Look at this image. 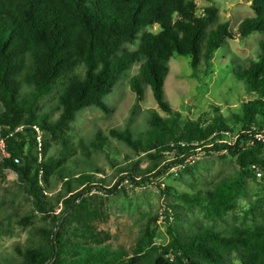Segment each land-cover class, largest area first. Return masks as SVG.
I'll use <instances>...</instances> for the list:
<instances>
[{"label":"trees","instance_id":"1","mask_svg":"<svg viewBox=\"0 0 264 264\" xmlns=\"http://www.w3.org/2000/svg\"><path fill=\"white\" fill-rule=\"evenodd\" d=\"M252 1L255 15L244 18L234 32L229 22L216 23V5L198 13L194 0H0V100L6 108L0 111V132L11 153V158L0 159V166L18 174L35 211L55 213L54 204L45 194L48 182L43 174L57 166L58 158L49 152L50 143L45 137H58L69 145L66 131L80 111L96 106L109 113L106 96L141 61L138 73L130 79L131 88L141 98L143 86H150L168 116L153 111L150 131L142 137H136L129 125L112 130L113 135L139 154L154 151L151 156L156 158L172 155L170 165L184 164L199 153L227 152L236 158L242 179L256 178L257 169L264 174V142L256 138L264 133V37L258 60L235 70V77L244 82L252 97L241 104L231 120L216 116L204 125L183 118L165 95L168 62L175 54L189 57L195 70L206 64L208 73L216 52L236 33L242 37L264 34V0ZM153 26L158 27V32H144L138 50H123L124 45L139 39L143 29ZM80 64L85 68L83 75L76 71ZM53 93L58 94V106L43 110L42 100ZM231 123L239 133L234 135V142L221 143L224 135L236 133ZM22 126L23 130L16 131ZM35 127L42 133L41 141ZM210 143L214 145L207 147ZM106 144L101 134L91 142L95 150H105ZM169 168L151 175L148 171L136 173L137 167L128 165L119 169L122 176L113 187L104 184L97 170L81 171L75 176L68 169L58 168L66 191L74 192L73 179L85 190L63 200L58 195L57 200L64 203L65 214L77 206L79 196L93 189L114 195L123 181L142 187L166 174ZM159 187L162 193L168 192ZM179 197L188 207L200 206L212 217L217 213L211 191ZM53 218L55 222L61 220L55 214ZM57 225L42 231L48 241L45 250L17 249L29 264H132L125 251L97 228L75 229L87 237L81 239L70 238ZM55 229L59 232L55 233ZM169 234V243L160 246L153 264H225L227 254L233 251L241 254L242 264H264V225L256 233L234 231L229 236L214 227L190 234L174 228ZM156 237L150 238L147 245H152ZM0 264L18 263L6 257Z\"/></svg>","mask_w":264,"mask_h":264},{"label":"rangeland","instance_id":"2","mask_svg":"<svg viewBox=\"0 0 264 264\" xmlns=\"http://www.w3.org/2000/svg\"><path fill=\"white\" fill-rule=\"evenodd\" d=\"M194 1L198 13L207 6L216 5L219 9L216 23L229 22L234 32H237L244 18L255 15L252 0ZM158 30L157 26L143 29L139 39L133 44L124 45L123 50H138L144 32ZM263 37L262 32L249 37L236 33L216 52L208 73L205 72L206 64L195 70L189 57L178 54L172 56L165 80L167 102L183 118L197 120L204 125L216 116L231 120L241 104L252 97L244 82L235 77V70L258 60ZM142 63H137L106 96L105 102L111 107L109 113L96 106L80 111L76 121L66 131L69 145L58 137H45L50 143L49 152L58 158L57 166L43 174L48 182L45 194L54 204L55 213L35 211L32 198L24 191L18 174L0 166V260L9 257L18 264H29L27 257L17 249L24 252L27 249L45 250L48 241L42 231L51 229L56 223L70 238H87L76 232L77 228H97L125 251L132 264H153L160 254V246L169 243V231L174 228L182 234H190L200 228L214 227L228 236L234 231L247 234L261 230L264 225V174L262 177L242 179L236 158L227 152H214L211 155L199 153L184 164L170 165L172 155L156 158L151 156L155 154L154 151L139 154L112 134V130H123L129 125L136 137H142L150 131L149 119L153 111L168 116L159 107L150 86H143L144 95L141 98L131 88L130 79L138 73ZM84 69V65L80 64L76 71L83 75ZM41 104L43 110H51L52 107L55 110L58 94L47 96ZM5 109L0 100V111ZM60 112L57 111L54 118ZM230 126L236 133L230 131L231 135H224L221 143L235 141L234 135L239 133V128L233 123ZM97 134L105 138V150L92 147L91 142ZM213 145L210 143L207 147ZM128 165L137 167L136 173L148 171L151 175L163 167L170 168L166 174L153 178V181L142 187L123 181L114 195L93 189L92 193L79 196L73 210L62 214L65 205L57 200L58 195L63 200L83 192L85 187L73 179L74 192L66 191L63 181L59 179L58 168L68 169L75 176L81 171L97 170V176L104 179V184L113 187L122 176L119 169ZM159 185L168 192L162 193ZM199 191L213 193L217 204L214 217L200 206L188 207L184 199L179 197ZM54 214L61 220L55 222ZM58 232L59 229H55V233ZM153 236H157L154 243L147 245ZM227 257L225 264H242L239 252L228 253ZM47 264L55 263L49 261Z\"/></svg>","mask_w":264,"mask_h":264},{"label":"built area","instance_id":"3","mask_svg":"<svg viewBox=\"0 0 264 264\" xmlns=\"http://www.w3.org/2000/svg\"><path fill=\"white\" fill-rule=\"evenodd\" d=\"M37 132L39 133L38 136V140L41 141L42 138V133L40 132L38 127H35ZM19 130H23V126L22 127H18V129L16 131ZM12 134H8V136H11ZM7 136V137H8ZM256 138L258 141H263L264 142V133L263 134H257ZM7 158H11V153L8 150V146H7V140L6 137L0 132V159H7ZM16 162H19L18 159H15ZM257 176L262 177L263 176V172L260 169H257Z\"/></svg>","mask_w":264,"mask_h":264},{"label":"water","instance_id":"4","mask_svg":"<svg viewBox=\"0 0 264 264\" xmlns=\"http://www.w3.org/2000/svg\"><path fill=\"white\" fill-rule=\"evenodd\" d=\"M190 102V101H189Z\"/></svg>","mask_w":264,"mask_h":264}]
</instances>
